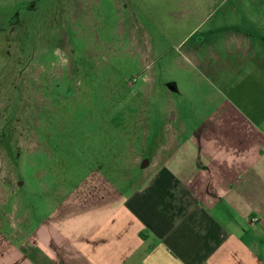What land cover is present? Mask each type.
Here are the masks:
<instances>
[{"label":"crops","instance_id":"0c3cea01","mask_svg":"<svg viewBox=\"0 0 264 264\" xmlns=\"http://www.w3.org/2000/svg\"><path fill=\"white\" fill-rule=\"evenodd\" d=\"M214 1L216 39L193 63L216 110L103 147L120 156L67 189L45 174L46 207L0 215V264H264V0Z\"/></svg>","mask_w":264,"mask_h":264},{"label":"rangeland","instance_id":"374dc122","mask_svg":"<svg viewBox=\"0 0 264 264\" xmlns=\"http://www.w3.org/2000/svg\"><path fill=\"white\" fill-rule=\"evenodd\" d=\"M218 28L214 0H0V215L120 156L103 147L202 124L215 85L193 62Z\"/></svg>","mask_w":264,"mask_h":264}]
</instances>
